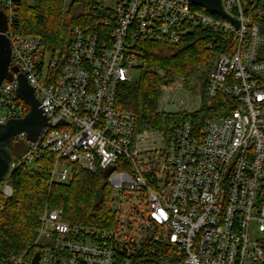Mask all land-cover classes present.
Segmentation results:
<instances>
[{"label": "built area", "instance_id": "2783aa9c", "mask_svg": "<svg viewBox=\"0 0 264 264\" xmlns=\"http://www.w3.org/2000/svg\"><path fill=\"white\" fill-rule=\"evenodd\" d=\"M18 1L0 0L14 69L12 79L0 84V124L28 112L16 93L19 74L48 124L34 141L16 136L25 150L12 156L0 195H12L7 179L20 165L42 170L39 162L48 163L51 183L67 182L74 167L104 172L114 166L106 178L115 223L72 224L63 209L46 204L34 250L11 262L130 264L141 243L164 242L183 264L264 263V34L258 24L264 0H222L237 26L189 0H99L107 18L90 29L76 27L64 57L37 36L13 32ZM197 29L238 38L236 47L214 58L205 87L209 98L219 92L231 98L232 109L205 118L200 128L183 119L138 131L117 95L131 81L128 71L141 64L142 42L178 45ZM159 89L160 114L191 113L201 105L199 87L191 89L184 78Z\"/></svg>", "mask_w": 264, "mask_h": 264}, {"label": "trees", "instance_id": "16d2710c", "mask_svg": "<svg viewBox=\"0 0 264 264\" xmlns=\"http://www.w3.org/2000/svg\"><path fill=\"white\" fill-rule=\"evenodd\" d=\"M0 9L4 10L1 5ZM106 10L99 0H33V3L19 0L14 8L13 32L37 36L47 50L60 51V56L64 57L69 51L74 29L96 26L107 18ZM212 16L224 19L219 14ZM258 24L264 34V21ZM237 42L234 34L229 37L224 32L214 33L208 29L195 30L178 45L143 41L138 67L140 79L121 84L118 106L134 114L138 131L169 128L175 121L183 119L200 128L209 116H225L232 109V99L222 92L209 98L205 87L214 58L231 51ZM181 78L191 89L199 87L201 105L191 113H158L160 83L175 84ZM24 150V142L15 137L11 147L13 158ZM39 164L42 170L26 164L13 170L7 179L12 195L8 198L0 195V264H13L12 256L34 250L39 217L46 204L63 209V219L72 224L100 228L114 226L115 216L109 204L111 187L102 171L87 172L74 167L67 182L51 183L47 170L50 165L43 161ZM260 201L264 202V186ZM129 259L130 264H183V257L164 242L153 245L143 242Z\"/></svg>", "mask_w": 264, "mask_h": 264}, {"label": "water", "instance_id": "95a60500", "mask_svg": "<svg viewBox=\"0 0 264 264\" xmlns=\"http://www.w3.org/2000/svg\"><path fill=\"white\" fill-rule=\"evenodd\" d=\"M194 6L202 7L211 13L220 14L234 21L223 9L222 0H189ZM237 26V21H234ZM8 22L4 11L0 10V84L3 80H11L13 68H10L11 45L5 32ZM17 96L28 106V112L21 118L8 120L0 124V183L9 173L12 158L11 147L14 138L20 133H25L26 138L34 141L41 129L48 124L47 118L40 108L39 101L35 97L33 88L27 82L23 74L18 77ZM63 124V121H60ZM114 166L107 168L103 173L105 177L114 170ZM38 260V255L32 259L33 263Z\"/></svg>", "mask_w": 264, "mask_h": 264}, {"label": "rangeland", "instance_id": "374dc122", "mask_svg": "<svg viewBox=\"0 0 264 264\" xmlns=\"http://www.w3.org/2000/svg\"><path fill=\"white\" fill-rule=\"evenodd\" d=\"M29 3H33V0H28ZM128 74H129V78L132 82H138L139 79H140V76H141V70L139 68H131L129 71H128ZM198 105V101L195 100L191 107L192 108H195L197 107ZM258 264H264L263 262H258Z\"/></svg>", "mask_w": 264, "mask_h": 264}]
</instances>
